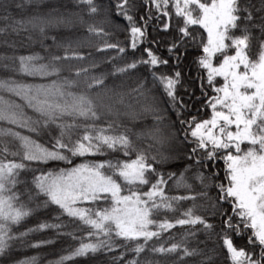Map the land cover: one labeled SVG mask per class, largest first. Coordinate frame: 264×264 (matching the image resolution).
Masks as SVG:
<instances>
[{"label":"snow or ice","instance_id":"6c2138e0","mask_svg":"<svg viewBox=\"0 0 264 264\" xmlns=\"http://www.w3.org/2000/svg\"><path fill=\"white\" fill-rule=\"evenodd\" d=\"M25 2L32 4L33 0ZM77 3L87 9L88 16H103L97 23L88 24V32L96 36L110 35L103 25L111 24L113 15L127 22L125 41L105 40L97 47L98 52H115L105 63H122L111 64L110 72L99 75L81 69L75 72V79H69L61 77L60 65L70 59L84 60L83 55L32 52L14 57L18 61L14 71L48 82L0 80V90L21 101L0 95V121L15 126L0 127V137L18 141L20 149L11 151L7 144L0 149V264H16L9 257L18 244L40 248L53 243L26 240L30 233L49 228L57 235L79 239L78 246L50 264H68L76 258L118 250L113 264H152L142 259L146 253H181L179 258L184 260L199 253L180 243L157 246L154 241L177 226L197 225L218 239L228 264H264V0L258 5L254 0H145L148 11L139 19L129 0ZM12 7L11 0H0L4 20L10 18ZM153 7L168 21L173 15L179 21L176 35L165 44L167 58L152 47L162 41L148 38L149 21L159 19ZM64 23L63 17L34 15L14 21L10 27L17 36L27 33L31 42L33 33L46 38L48 28ZM170 27L169 22L164 23L163 31ZM7 31V27L0 28V33ZM189 48L198 53L195 62L204 73L198 78L204 97L202 107L211 110L208 118L191 114L177 97L182 80L179 65ZM170 60L175 63L170 65ZM98 66L91 65L93 69ZM141 67L147 75L140 77L133 91L146 101L142 111L151 115L152 124L134 129L105 119L119 118L117 105H125V94L117 90L119 86L109 88L108 77L125 76ZM157 86L166 100L153 95ZM25 108L34 115H28ZM130 115L136 119L135 113ZM101 121L106 126H101ZM53 127L59 129V135L53 137L51 146L33 138ZM76 129H82V133L73 139ZM109 153H119L123 158H107ZM89 156L106 158L73 164L74 158ZM50 162L72 166L41 171L33 177L34 187L21 192V185L28 183L22 174L35 171L30 165ZM172 163L179 166L176 171L162 170ZM191 179L200 186L195 194H191ZM169 181L172 189H185L189 194L168 195ZM40 197L44 198L42 204L36 202ZM198 198L203 201L199 206L195 203ZM183 201L193 204L179 217L157 219L162 211L176 212ZM41 206H55L53 211L60 213L53 217L57 221L61 215L79 221L88 229L87 238L64 233L66 225L62 222L39 223L36 228L18 231ZM197 207L210 216L197 214ZM187 235L196 233L190 232L184 239ZM236 238L244 244L238 245ZM129 253L131 258H126ZM38 260L31 256L18 264H38ZM201 264L218 261L209 255Z\"/></svg>","mask_w":264,"mask_h":264},{"label":"trees","instance_id":"16d2710c","mask_svg":"<svg viewBox=\"0 0 264 264\" xmlns=\"http://www.w3.org/2000/svg\"><path fill=\"white\" fill-rule=\"evenodd\" d=\"M13 7L9 10L10 18L4 20V12L0 9V28L7 27L8 31L6 33H0V80H16L24 83H46L47 80H40L39 78L25 77L20 75L14 69L18 68V61L14 57L19 55H29L32 52H39L41 55H60V56H73V54H80L85 57L84 60L70 59L62 62L61 66V77H67L69 79H75V72L81 69H88V74L90 75H99L104 72H110L112 70L111 64H120L122 61L113 60L111 63H105V60L109 56H114L115 52L108 50L106 53L98 52L97 47L102 46L104 41L115 43L117 40L125 41L127 33L124 31L127 28V22L122 18L116 16H111V24L103 25L106 32H109L108 37H99L92 33H89L87 30L88 24L97 23L99 20L103 19V16L90 17L87 15V9L81 5H78L77 0H33L32 4H27L25 0H11ZM103 2V0H101ZM131 4L135 6L136 17L139 19L140 16L144 15L148 11V6L145 4V0H129ZM254 2L259 3V0H254ZM15 4H21L23 7L16 8ZM63 17L66 23L59 25L58 27L48 28L46 30V38L40 37L39 33H33V40L30 42L27 40V33H21L17 36L12 32L10 25L14 24L16 20H22L30 18L34 15H48ZM153 14L159 19H153L149 21L148 27V38L149 39H158L162 43L160 45H152L154 51L158 49V54L167 58L168 53L165 50V44L176 35L175 28L179 21L173 15L171 21H168L166 17H163L160 13L155 12L153 7ZM83 18V22H81ZM169 22L171 24L170 29L165 32L163 31L164 23ZM119 25V27L117 26ZM202 31V30H201ZM42 40V44H41ZM5 41L7 43H5ZM196 50L189 48L187 55L182 57V62L179 65V70L182 73L181 83L177 86V97L179 100L187 106V110L194 115H197L198 118H208L210 116V109H205L202 107L204 97L201 93V80L198 77L204 75L203 70L198 69L196 64ZM95 63L99 65L96 68H92L91 65ZM175 61L170 60V65L174 64ZM7 65V67H5ZM162 71H170L169 68H163ZM147 75L146 69L141 67L138 71L129 73L125 76L112 77L109 76L106 84L109 88L119 86L118 91L125 94V105H131V107H126L125 105H117L121 115L119 118L116 117H105V119H112L117 124H123L127 127L139 129L146 125L152 124V117L150 114H146L142 111L143 105L146 101L143 98H138L137 93L133 91L138 86L140 77ZM83 78V74L81 79ZM0 95L4 96L5 99L13 100L17 103H21L18 97L13 94L0 90ZM153 95L158 97L159 100L163 101L167 98L163 94V90L160 86L154 90ZM197 109H200V112L197 113ZM25 111L28 115H34L31 109L25 108ZM129 113V115H125ZM131 113L136 114V119L133 120ZM77 123H81L77 121ZM101 126L104 125V121L99 122ZM0 127H15L9 125L4 121H0ZM17 131L23 132L25 135H28L24 129H15ZM82 133V129H76L73 131L72 138L76 139ZM59 135V129L53 127L49 130L48 133L42 134L39 137L33 135L34 139H37L38 142L44 144L46 147L51 146L53 142V137ZM5 144L9 147L11 151H19V142L13 140L11 137H0V149H2ZM2 155V153H0ZM123 158L119 153H109L107 158L115 157ZM12 159L11 156L8 157ZM106 157H76L73 159V164H79L85 162L86 160H96L104 159ZM16 159H19L17 157ZM72 165H65L63 163H49L36 164L32 163L30 168L35 171H29L22 174V178L26 180L27 185H21L20 191L26 192L28 189H32V180L34 176H39L41 171H47L48 169H56L57 167H71ZM223 167L222 162L219 165ZM179 166L176 163L166 165L162 170L164 171H176ZM189 176L192 173L188 174ZM223 173L221 172V177ZM190 183L193 185L191 194L200 190L199 183L191 179ZM172 182L169 181V188L166 189L168 195H185L189 194L188 190L185 189H172ZM215 194L214 192L212 193ZM27 201V195L22 197ZM43 197H40L36 202L41 203ZM198 206L203 203L199 198L195 202ZM193 204L192 201H183L177 206L176 212H164L162 211L157 219L167 218L169 220H174L175 218L181 215V212ZM85 207H90L91 205L85 204ZM55 206H49L45 208L41 206L37 208L34 214L28 217L25 221L21 223L18 228V231H26L29 228H36L39 223H58L62 222L66 227L62 230L64 233L74 232L75 235L79 237L87 238L88 229L80 225L79 221H75L72 218L67 217L66 215H61L60 220L57 221L53 217L60 215L58 211H53ZM197 214L208 215L202 209L197 207ZM213 223H219L217 220H210ZM195 232L196 235H187V239H184L185 235ZM27 241L35 243L40 240H51L53 243L46 244L40 248H31L28 246V243L18 244L13 252L10 254V261L16 262L24 260L27 257L37 256L39 257L38 264H50L61 255L67 254V252L79 244V239L73 240L67 235H57L55 229H45L42 231H35L29 234L26 238ZM157 246L163 243L165 246H170L172 243H180L184 246H187L190 250L196 249L199 253L198 255L192 257H186L184 260H181L179 257L181 253L170 254L166 256L154 255L151 253H146L142 256V259L151 261L152 264H201L202 261H205L209 255L213 256L218 264H228L225 259L226 252L220 247V242L218 239L212 235L209 236L204 232L199 225L190 227V226H177L173 229H170L164 232L159 241H154ZM238 245H243L244 241L236 238L235 241ZM117 253H107L102 252L98 253L96 256H90L88 258H76L74 261L68 262V264H113L112 258ZM131 258L129 253L128 257ZM119 264V262H117Z\"/></svg>","mask_w":264,"mask_h":264}]
</instances>
